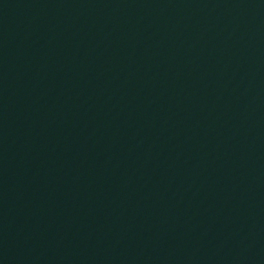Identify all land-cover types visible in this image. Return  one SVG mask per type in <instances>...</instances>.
<instances>
[{
	"label": "water",
	"instance_id": "1",
	"mask_svg": "<svg viewBox=\"0 0 264 264\" xmlns=\"http://www.w3.org/2000/svg\"><path fill=\"white\" fill-rule=\"evenodd\" d=\"M105 0H0V66Z\"/></svg>",
	"mask_w": 264,
	"mask_h": 264
}]
</instances>
